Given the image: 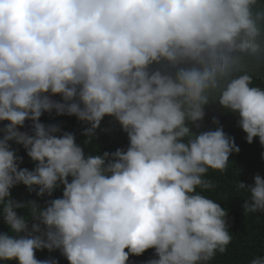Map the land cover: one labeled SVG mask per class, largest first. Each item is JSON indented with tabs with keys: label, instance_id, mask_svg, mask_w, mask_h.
<instances>
[{
	"label": "clouds",
	"instance_id": "obj_1",
	"mask_svg": "<svg viewBox=\"0 0 264 264\" xmlns=\"http://www.w3.org/2000/svg\"><path fill=\"white\" fill-rule=\"evenodd\" d=\"M262 36L264 0H0V261L58 264L36 252L59 250L69 264H129L151 249L146 264H208L224 253L228 211L202 193L240 149L216 118L215 130L192 126L219 103L264 146V87L241 66L264 64ZM53 111L90 126L85 144L112 117L127 148L86 155L74 133L41 123ZM18 185L62 196L17 201ZM236 189L249 193L245 213H264V177Z\"/></svg>",
	"mask_w": 264,
	"mask_h": 264
},
{
	"label": "trees",
	"instance_id": "obj_2",
	"mask_svg": "<svg viewBox=\"0 0 264 264\" xmlns=\"http://www.w3.org/2000/svg\"><path fill=\"white\" fill-rule=\"evenodd\" d=\"M264 39V36H262ZM257 55H261L258 52ZM244 70L249 71L255 78V84L264 87V64H242ZM159 67V66H154ZM60 100V97L53 98ZM216 118L223 127L224 132L233 137L236 145L239 147V153H233L229 157V165L227 169L221 172L209 171L206 179H209L215 185L214 188L204 191L202 194L220 203L223 208L228 211L227 221L229 233L232 236L231 243L227 246L224 253L217 252L208 264H249V261L257 256L264 255V213H245L243 207L245 199L249 193L244 190L237 191L236 184L240 181L246 184H253L254 177L260 175L264 177V146L256 138L252 144L246 139V133L239 127L238 117L228 112L219 103L210 105L206 108V116L201 126L197 128L192 126L194 133L200 131L215 130L217 125L213 124ZM7 122H0V129H3ZM31 121H26L25 126L20 131L32 133ZM41 123L46 126L57 125L62 132H72L75 134L77 143L84 146L85 154H102L103 152H114L118 148L126 149V134L119 123L112 117H105L101 122L99 129L95 131L92 142L85 144L88 139L83 133L90 127L85 122L79 121L75 116L57 115L55 111L52 113H44L41 117ZM3 132L0 131V138ZM17 155L23 157L22 168L29 170L35 167L34 162L27 156L25 149L21 145L11 144ZM199 191V190H198ZM62 196V191L57 190L51 198ZM12 198L17 201H26L36 199L41 206L51 199L47 195L43 198L37 197L35 193H29L24 185H18L12 189ZM18 214L23 215V210H18ZM10 232L8 226L4 223L2 214H0V233ZM37 259H53L58 264H69L67 259L63 257L59 250L48 252L47 250L37 251ZM155 258L154 250H148L142 256H130L129 264H146L149 259ZM0 264L4 262L0 261ZM10 264H18L10 262Z\"/></svg>",
	"mask_w": 264,
	"mask_h": 264
}]
</instances>
